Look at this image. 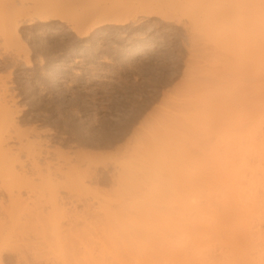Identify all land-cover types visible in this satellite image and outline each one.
I'll use <instances>...</instances> for the list:
<instances>
[{
  "label": "rangeland",
  "instance_id": "obj_1",
  "mask_svg": "<svg viewBox=\"0 0 264 264\" xmlns=\"http://www.w3.org/2000/svg\"><path fill=\"white\" fill-rule=\"evenodd\" d=\"M134 1L0 0V118L4 119L12 110L14 121L0 124L4 132L0 131L4 134L0 135V140L7 141L3 146L8 148L2 157L0 153L5 165V168L0 165V178L3 176L4 180L0 181V222L3 225L0 249L4 252V264H125L127 248L123 246L126 251L114 254L116 241L113 240L119 239V245V241L134 243L141 242L140 237L148 239L153 235L158 240L160 236L152 233L155 226L154 231L147 234L142 226L133 228L135 224L129 223V228L136 229L134 235L139 231L134 241L129 238L133 231L121 228L129 220L143 221L141 211L149 212V209L142 210L138 204H152L153 211H150L155 213L156 220L165 212L167 220H177L172 224L177 229L176 235L170 230L167 232V227L163 230L165 237L174 234L177 239L178 221L183 223L188 219L176 216L186 207L181 205L190 202L187 201L191 198L189 191L198 186L194 182H198L199 177L200 181L205 180L206 174L214 172L211 166L215 163L222 174L225 166H222V155L230 159L238 155L237 142L245 137L238 141L235 133L240 130L234 127L237 120L232 125L229 120L233 117L226 118L234 110L228 108L232 111L227 113L224 101L225 110H222L225 112L216 116L217 109L214 110L215 120L222 116V124L220 120L212 122L211 129L206 125L208 129L205 126L206 131L199 132H204V136L196 135L191 121L194 103L191 97L194 100L206 88L201 86L196 94L200 83L208 84L212 93L217 87L228 86L233 97L244 92L243 88L251 83L249 92L253 95L255 69L252 67L256 65L257 56L254 48L258 49L256 45L262 40L264 44V32L256 26L260 23L256 0H140L142 4ZM51 4L63 5L64 12L58 9L63 13V21H36L20 27L16 34L12 24L16 27L22 14L40 13L34 17L42 16L43 7ZM36 8L43 11L38 12ZM150 10L157 11L158 15L146 18L144 15ZM255 15L258 22L254 21ZM108 17L128 22L122 26H100L81 38V33L89 30L94 22ZM250 35L252 40H249ZM257 36L261 43L256 44ZM224 77L229 78L230 84L223 86L224 80L229 82ZM243 79H248L247 84ZM191 91H196L195 96H191ZM223 91L228 90L223 88ZM246 91L242 94L248 93ZM224 121L231 126L227 127L229 123ZM250 121L245 123L246 128L241 125L243 121H239L240 132L245 128L249 133ZM223 128L228 130L225 132ZM234 128H237L235 133ZM209 141L211 146L205 145ZM204 147H213L214 153L212 149L210 154L204 153L207 151L202 149ZM207 153L212 156H206ZM196 156H200L199 165ZM204 156L213 161H210L211 166ZM212 158L216 159L215 163ZM37 163L40 170L36 169ZM121 221L124 222L120 227ZM142 223L146 224L144 227L149 224ZM161 224L164 223L161 221ZM153 236L149 242H154ZM161 237L157 242L161 241L162 246L166 238ZM161 249L158 244V250Z\"/></svg>",
  "mask_w": 264,
  "mask_h": 264
},
{
  "label": "bare ground",
  "instance_id": "obj_2",
  "mask_svg": "<svg viewBox=\"0 0 264 264\" xmlns=\"http://www.w3.org/2000/svg\"><path fill=\"white\" fill-rule=\"evenodd\" d=\"M149 1V0H147ZM262 0H260V2L258 0H256V5H255V8L256 10H258V13H260V17L257 19L256 18V15H255V22L258 20L260 21V23H258L259 25L256 24V26H259L261 30H263L264 32V0L261 2ZM21 2V1H20ZM138 4L139 2L142 4V1H137ZM149 2H152L149 1ZM22 3V2H21ZM39 3V2H38ZM134 3H136V0L134 1ZM145 3V2H144ZM148 3V2H147ZM155 3V1H154ZM261 3L259 6L258 4ZM146 4V3H145ZM35 5V4H34ZM37 5V4H36ZM49 5V4H48ZM53 5V6H51ZM49 7H43L45 10H41L43 11L44 13L42 14V16H39V17H34L40 13H36L35 14H32V15H26L25 16L22 14V16L24 17H21V19H16L14 21H16V27L14 24H12L14 26V28H16V34L18 33V29L22 26H26V25H32L34 24L36 21H41V22H48L50 20H62L64 19L63 17V13L61 14V10L64 12V7L63 5H61V9L59 7L58 4H51ZM57 5V6H56ZM43 6V5H42ZM56 6V7H55ZM258 6V7H256ZM24 7V6H23ZM40 7V6H39ZM52 7V8H50ZM140 7V6H139ZM149 7V6H148ZM261 9H260V8ZM29 8V7H28ZM38 8V7H37ZM36 8V10H37ZM20 9V8H18ZM23 9V8H22ZM31 9V8H30ZM60 11H59V10ZM156 9V8H155ZM16 10H17V7H16ZM39 10V9H38ZM37 10V11H38ZM153 10V9H152ZM152 10H150L151 12H148L147 14H143L145 17L147 16L148 18L149 17H153V16H156V14L158 15V12L155 11L153 12ZM29 11H33V10H29ZM40 11V10H39ZM38 11V12H39ZM40 11V12H41ZM59 11V13L57 12ZM142 11H144V9H142ZM149 11V10H148ZM34 12V11H33ZM147 12V11H146ZM19 13V12H18ZM23 13V11L20 12V14ZM27 14H30V13H27ZM141 14V13H140ZM257 14V12H256ZM17 15V14H16ZM160 15V14H159ZM246 15V14H245ZM19 15H17L16 17H18ZM111 16V15H109ZM247 16V15H246ZM245 16V17H246ZM15 17V18H16ZM146 17V18H147ZM166 18V17H164ZM249 18V17H248ZM251 18H249L250 20ZM257 19V20H256ZM252 20V19H251ZM13 20L11 19V22ZM248 21V20H247ZM257 21V22H258ZM7 22V21H6ZM10 22V21H9ZM127 19L123 20V19H117L116 17L115 18H112V17H108V18H104V19H101L99 21H96L92 24V26L90 27L89 30L81 33V38H85L87 37L94 29L100 27V26H104L106 24H114L116 26H122V25H125L127 23ZM246 23V19L244 21ZM248 25L250 24L251 26V23L250 22H247ZM8 24V23H7ZM77 25V23H75ZM246 25V24H245ZM255 25H253L254 27ZM256 26L254 28H256ZM247 27V25H246ZM76 28V31L79 32V26H75ZM248 28H251L248 26ZM74 30V28H73ZM250 30V29H249ZM257 30V29H256ZM8 32V31H7ZM15 34V33H14ZM247 34V33H246ZM12 35V34H11ZM249 36V35H248ZM18 37V36H17ZM245 37H247V35H245ZM251 39L249 40H252V36L250 35ZM258 39L256 38V44L261 43L260 45H256L258 47V49L255 47L254 49V52L257 51L256 55L255 56V60H256V65L255 67H252L254 68V73L252 72V74L255 75V77L253 78V95H250V89H251V83H248L250 85H248V87L245 86V84H247L248 82V79L245 80L243 79L242 81H245L243 83L244 87L243 88V91L245 92V90H247L246 92L248 93H245V94H242L244 92H242L241 94L243 95L242 98H241V94L236 97H233V94L232 92L229 91L228 89V86H226L225 84H230V81H229V78H228V83L224 80L227 78L224 77V82H221L224 84L223 86H226V87H222V88H215L216 91H219L218 93L213 90V93L212 91H210V88L208 84L206 83H200V87L198 89H196V94L200 92V90L203 88L201 86H206L205 89H209V91L206 92V90L204 89L205 93L203 90H201V94L199 93L195 99L193 100V98L191 97V103L192 104V110L191 111V118H193L191 121L194 122L193 123V128L197 131H195V134L197 135L198 134H201L204 133H199L201 131H204L205 130V126H214V124L216 123L215 121H219L221 122V119H222V116L221 114L225 111L226 108V112L229 113V111H232L230 112L231 115L229 114V117H226L224 116V118H228L230 119V117H233L229 120V122H231L232 125H234L233 123H235L236 121V125H234V127L237 126L238 130H242V126H247V121H250V124L251 125V129L249 131V133H247V129L245 131V128L243 129L242 132L240 131H237L239 133H235L237 128H234L233 131L235 134H237V140L239 141L240 139H243L244 137V141L243 140H240L239 142H237V144L239 143L238 145V155L237 157L233 158V159H230V158H227L225 155V158L224 156L222 155V158H223V161L222 162V174L220 173L221 171L217 168V166L215 164V156L217 155L215 153V156L214 158H212L214 160V163L215 164H212L213 166H211V159H206L208 157L206 156H212L209 155L210 154V150L212 149V153H214L213 151V147L211 149H208V147H204L202 149H205L207 151H205L204 153L208 152L206 156H204V159L205 161H208L210 163H208V165L210 164V166L213 168L214 172L211 171L209 172L208 174H206V176L204 178H206L205 180H202L200 181V177H199V180L198 177H197V181L199 182H194L196 183L197 188L194 187L195 190H190L189 193L191 197L189 200L187 201H190V202H186V204H182L181 206H186L183 209V211H181L180 209V212H178V216L180 215V217L182 218H178L177 219H183V218H187L188 220L184 219L183 223L180 221H178V224L179 226L178 227V231H179V236L177 237H174L173 235L175 234V227L172 225L173 223L175 224L177 222V220H167L168 218H165L166 216H164L165 214H167L165 212L164 215H162L161 212H159V214L161 213V217H156L158 218L157 220L154 219L155 218V213L151 212L153 211L151 209V205L149 204L148 206L147 205H144V204H138V205H141L139 207H141V209L143 210H147L149 212H144V211H141V216L143 217V221H138V220H135V222H141L139 224L135 223L134 220H129V222H127V225H126V222L124 221H121L119 223L120 227L122 226L121 223H123V227H125V230L127 229L128 231H133L131 236H129V238H133L134 241L135 240V236H138L139 235V231H135V235H134V230H132V228H129L128 226L131 224H135L133 225V228L134 226H136V228L138 227H141L143 230H145V233L147 234H150L152 231V228L153 226L156 227L155 231L152 232V233H155L157 232V235L160 234L159 238L161 237V234H162V231L166 228L167 229V232L168 230H170L172 233L174 232V234L171 236L169 235V233H171L169 231L168 235L170 237H165V234L166 232L164 233L163 231V235L161 238H163V236L166 238L164 241V245H160L162 243H158L157 241L158 240H161L158 238V240L155 239V236L151 235L150 237L153 236V239H154V242H149L148 240H150L149 238L147 239L146 236H144L143 238L140 237V239H143L141 240V242H133L134 243H131V241L129 240H125L123 242L119 241V245H118V240L115 239L113 241H116V249L118 250H114V254L119 252L122 253L124 252V247L127 248V253H126V257H127V260H126V263L125 264H264V44H263V40L260 42V37L257 36ZM19 39V38H18ZM254 41V40H253ZM254 62V60H253ZM255 64V63H254ZM245 71V70H244ZM247 71V70H246ZM253 71V70H252ZM196 72V71H195ZM200 72V71H199ZM193 73V71H192ZM247 72H245L246 74ZM251 73V72H250ZM195 74V73H194ZM244 74V76H245ZM248 74V73H247ZM243 76V77H244ZM247 76V75H246ZM250 76V75H249ZM230 77V76H229ZM199 78V77H198ZM197 78V79H198ZM234 78V77H233ZM232 80V79H231ZM247 81V82H246ZM250 81V80H249ZM250 81V82H251ZM1 82V81H0ZM6 82V81H5ZM198 82V81H197ZM201 82V81H199ZM198 82V83H199ZM196 83V82H195ZM197 83V84H198ZM4 84V82H3ZM196 84V85H197ZM203 84V85H202ZM205 84V85H204ZM195 85V84H194ZM195 85V86H196ZM4 86V85H3ZM6 86V85H5ZM199 86V85H198ZM208 86V87H207ZM194 87V86H193ZM215 87V86H214ZM201 88V89H200ZM213 88V87H212ZM228 90V91H223L222 90ZM226 88V89H225ZM193 89V88H191ZM245 89V90H244ZM2 90V89H1ZM6 90V89H5ZM195 90V89H194ZM250 91V92H249ZM6 92V91H5ZM194 92V93H195ZM216 92V94H215ZM222 93V94H219V93ZM192 93V94H191ZM191 96H195V94L191 91ZM4 94V93H3ZM213 94V95H212ZM230 94V95H229ZM235 94V93H234ZM222 95V96H221ZM226 95V96H225ZM2 96V95H1ZM4 96V95H3ZM6 96V95H5ZM189 96V95H188ZM232 96V97H231ZM240 98H237L239 97ZM190 97V96H189ZM225 98V99H224ZM236 98L235 101H233V99ZM219 99L220 102H219ZM224 99V100H223ZM229 99V101H228ZM239 99V100H237ZM227 100V101H226ZM242 100V101H241ZM5 101V100H4ZM225 101V102H224ZM239 101V102H237ZM8 102V101H7ZM226 104V106L223 104ZM230 102V104L228 103ZM235 102V103H234ZM238 103V104H237ZM4 104V103H3ZM230 106H228V105ZM6 105V104H5ZM220 105L222 106V108H220ZM235 105V106H234ZM238 105V106H237ZM1 106V105H0ZM4 106V105H3ZM7 106V105H6ZM5 106V107H6ZM194 106V108H193ZM224 106H225V109H224ZM217 107V108H216ZM3 108V107H2ZM8 108V107H7ZM222 110V112H219L221 111L220 109ZM228 108H232L231 109H228ZM4 109V108H3ZM10 109V108H8ZM216 110V116H217V113H221L219 116H221L220 118H218L219 120H215V112L214 110ZM195 110V112H194ZM219 110V111H218ZM229 110V111H228ZM7 111V110H6ZM2 113V111H0ZM194 112V113H193ZM6 112H4L5 114ZM12 110H11V113H6L5 115L6 116H3L4 119L1 117V119H3L4 121H0L1 123L0 124H9L12 120L11 118V114H12ZM189 114V113H188ZM10 115V116H9ZM245 115V117H244ZM241 116V117H240ZM189 117V115H188ZM238 117L240 120H238ZM247 117V118H246ZM235 118V119H234ZM243 118V119H242ZM244 118H246L245 122H244ZM187 119V118H186ZM248 119V120H247ZM228 121V120H227ZM241 122V125H240V122ZM14 122V121H13ZM214 122V124L212 123ZM229 122H225L224 123H229ZM239 124H238V123ZM16 123V122H15ZM212 123V124H211ZM222 124V122H221ZM231 124L229 123L228 126H231ZM11 125V124H10ZM192 125V123H191ZM219 125V124H218ZM216 124V126H218ZM240 125V126H239ZM206 126V127H207ZM209 126V128L211 129V127ZM214 128V131L217 132V128ZM226 126V125H225ZM241 127L239 129V127ZM249 126V125H248ZM3 127V126H2ZM1 127V128H2ZM11 127V126H10ZM0 128V129H1ZM248 128V127H247ZM4 129V128H3ZM203 129V130H201ZM208 129V127L206 128ZM228 129H231L232 130V127H229ZM226 129V131L228 130ZM236 129V130H235ZM16 130V129H15ZM18 130V129H17ZM29 130V129H28ZM221 130V129H220ZM224 130V128H223ZM230 130V132H231ZM1 131V130H0ZM20 131V130H19ZM32 131V130H31ZM36 131V130H35ZM206 131V130H205ZM219 131V129H218ZM225 131V130H224ZM225 131V132H226ZM3 131H1V134H2ZM246 132V135L243 136L242 133ZM4 133V132H3ZM206 133V132H205ZM210 133V131H209ZM208 133V134H209ZM0 134V135H1ZM8 134V133H7ZM216 134V133H215ZM4 135V134H3ZM1 135V136H3ZM13 135V134H12ZM21 135V134H20ZM199 136L200 138L202 136ZM219 135V134H218ZM239 135H242L241 137ZM10 136V135H9ZM19 136V135H17ZM24 136V135H23ZM26 136V135H25ZM40 136V135H39ZM221 136V135H220ZM236 136V135H235ZM240 138H239V137ZM27 137H30V136H27ZM179 137V135L177 136ZM22 138V137H21ZM198 138V137H197ZM199 138V140H200ZM222 138H224L222 136ZM239 138V139H238ZM26 139V138H25ZM235 139V140H236ZM247 139V140H246ZM12 140V138H11ZM208 140V138H207ZM236 140V141H237ZM27 141V140H26ZM201 141V140H200ZM234 141V139H233ZM5 142L4 140H0V153H1V157H2V153H5L6 151H8V148L5 149V146L6 143H3ZM10 142V140H9ZM18 142V141H17ZM38 143V142H37ZM182 143V142H181ZM185 143H186V140H185ZM199 143V142H198ZM209 145H208V144ZM205 145L207 146H211V143L212 142H207ZM223 143V142H221ZM234 143V142H233ZM21 144V142H20ZM24 144V143H23ZM22 145V144H21ZM39 145V144H38ZM37 145V146H38ZM218 145V144H217ZM197 146H199V149H200V145L197 144ZM224 146V145H223ZM222 146V148H223ZM237 146V145H236ZM40 147V146H39ZM11 148V147H10ZM22 148V147H21ZM198 149V147H197ZM221 149V148H220ZM40 150V149H39ZM219 150V148H218ZM198 151V150H197ZM204 150H202V154ZM31 152V151H29ZM201 152V151H200ZM219 152V151H218ZM8 153V152H7ZM41 153V152H40ZM45 153V152H44ZM223 153V151H222ZM220 153V154H222ZM12 154V153H11ZM21 154H23L21 152ZM42 154V153H41ZM219 154V155H220ZM8 154H6L5 157H7ZM19 155V153H18ZM31 155V153L29 154ZM36 155V153H35ZM200 155V153H199ZM229 155V154H228ZM4 156V155H3ZM49 156V155H48ZM16 157V156H15ZM30 157V156H29ZM34 157V156H33ZM40 157V156H39ZM197 157V156H196ZM200 157V156H198ZM197 157V164L200 162V158L198 159ZM202 157V156H201ZM206 157V158H205ZM222 158H219V160ZM232 158V157H231ZM3 159V158H2ZM5 159V158H4ZM29 159V158H28ZM235 159V160H234ZM8 160V159H7ZM44 160V159H43ZM218 160V159H217ZM0 161H3V160H0ZM16 161V160H15ZM20 161V160H19ZM33 161V160H32ZM36 161V160H35ZM204 161V162H205ZM18 162V161H17ZM25 162V161H24ZM23 162V163H24ZM219 162V161H218ZM221 162H220V165H221ZM3 163V164H2ZM0 165H4V161L2 162ZM8 163V162H7ZM16 163V162H15ZM50 163V162H49ZM206 163V162H205ZM11 164V163H10ZM35 164V163H34ZM33 164V165H34ZM38 164V165H37ZM37 170H40V166H39V163H37ZM48 164V163H47ZM18 165V164H17ZM183 165V164H182ZM199 165V164H198ZM219 165V164H218ZM11 166H13V164H11ZM207 166V165H206ZM216 166V167H215ZM5 168V165L3 166ZM2 167V168H3ZM10 167V166H9ZM8 167V168H9ZM209 167V166H208ZM7 168V169H8ZM50 168V166L48 167ZM181 168H184V167H181ZM194 168H197V167H194ZM7 169H5L7 171ZM21 169V168H20ZM35 169V170H36ZM217 169V170H216ZM200 170V169H199ZM5 171V172H6ZM217 171H219L217 173ZM4 172V171H3ZM33 172V171H32ZM181 172V171H180ZM7 173V172H6ZM5 173V174H6ZM49 173V172H48ZM197 173V171L195 172ZM199 173L198 172V176H199ZM2 174V173H1ZM0 174V175H1ZM41 174V173H40ZM52 174V172H51ZM49 174V176L51 175ZM219 174H221L219 176ZM7 175V174H6ZM25 175V174H24ZM181 175V174H180ZM187 175V173H186ZM190 175H193V174H190ZM196 175V174H195ZM39 176V175H38ZM52 176V175H51ZM50 176V177H51ZM189 176V175H188ZM2 177L1 176V182L4 180H2ZM5 177V176H4ZM57 177V176H56ZM63 177V176H62ZM124 177V176H123ZM192 177V176H191ZM195 177V176H194ZM202 177V176H201ZM202 177V178H203ZM22 177H20L21 179ZM25 178H26V175H25ZM28 178V177H27ZM122 178V176H121ZM120 179V178H119ZM26 180V179H25ZM31 180V179H30ZM48 180V179H47ZM54 179H52L51 177V181H53ZM50 181V182H51ZM121 181V180H119ZM123 181V180H122ZM204 181V182H203ZM56 182V181H55ZM60 182V181H58ZM204 184H203V183ZM26 183V182H25ZM55 185L54 182H51ZM193 183V184H194ZM32 184V183H31ZM122 185L124 184V181L121 183ZM6 185V184H5ZM195 185V186H196ZM2 186V185H1ZM3 186H4V183H3ZM8 186V185H7ZM53 186V185H52ZM57 187V185H55V188ZM31 188V187H30ZM54 188V187H53ZM33 189V188H32ZM59 191V190H57ZM29 192V191H28ZM37 192V191H36ZM39 192V191H38ZM53 192V191H52ZM51 192V193H52ZM186 192V191H185ZM184 192V193H185ZM42 194V193H40ZM45 194V193H44ZM49 194V193H48ZM192 194V195H191ZM53 195V194H52ZM51 195V196H52ZM58 196V193L56 194ZM33 196V195H32ZM44 196V195H43ZM50 196V195H49ZM54 196V195H53ZM57 196L55 197L57 200L60 196ZM182 197V196H181ZM185 197V195H184ZM183 198V200L181 201H184L185 199ZM30 198V197H29ZM39 198H42V197H39ZM45 200H46V197H43ZM50 198V197H48ZM53 198V197H52ZM186 198V197H185ZM55 199V200H56ZM63 199V198H61ZM188 199V198H187ZM40 200V199H39ZM56 200V201H57ZM53 201V200H52ZM55 201V202H56ZM47 202V201H46ZM58 202V201H57ZM64 202V201H63ZM144 202V201H142ZM142 202H139V203H142ZM148 202V201H147ZM54 203V202H52ZM146 203V202H145ZM41 204V203H40ZM47 204V203H46ZM148 204V203H146ZM45 206V205H44ZM43 206V207H44ZM57 206H58V203H57ZM62 206V205H61ZM142 206H146L145 208H143ZM154 206V205H153ZM188 206V207H187ZM1 207V206H0ZM41 207V206H40ZM137 207V208H139ZM47 208V207H46ZM60 208V207H59ZM58 208V210H59ZM65 208V207H64ZM63 208V209H64ZM153 209L156 207H152ZM180 208V207H179ZM187 208V209H186ZM55 209H56V206H55ZM54 209V211H55ZM62 209V208H61ZM185 209V210H184ZM44 210V209H43ZM42 210V211H43ZM151 210V211H150ZM189 213H185L184 211H186ZM157 212V210H154ZM41 212V211H40ZM77 212V211H76ZM94 212V211H93ZM143 212V213H142ZM39 213V212H38ZM49 213V212H48ZM92 213V212H91ZM146 213V214H145ZM147 213H150L151 215H154V216H151ZM189 214V216H188ZM50 215V213H49ZM81 215V214H80ZM78 216V217H81V216ZM92 215H96V214H92ZM184 215V216H183ZM186 215V217H185ZM40 216V215H39ZM116 216V215H115ZM74 217V216H73ZM150 219H148V218ZM152 217V218H151ZM164 217V218H162ZM170 217V216H168ZM77 218V216H76ZM82 218H85L86 217H82ZM162 220H161V219ZM171 218V217H170ZM85 219H82L85 220ZM94 219V218H93ZM118 219V218H116ZM162 221V223L164 224H161L160 225V220ZM176 219V218H175ZM81 220V219H80ZM151 220V221H150ZM156 220V221H155ZM159 220V221H158ZM3 221V220H2ZM120 221V218L119 220ZM146 221L149 222L148 226L144 227L146 224L142 223ZM170 222V225H169V222ZM73 222V221H72ZM71 222V223H72ZM75 222V221H74ZM84 222V221H83ZM87 223V221H85ZM155 222V223H154ZM159 222V223H158ZM167 222V224H166ZM181 222V223H180ZM70 223V224H71ZM116 223V222H115ZM130 223V224H129ZM133 223V224H132ZM80 224V223H79ZM152 224V225H150ZM77 225V224H76ZM160 227H157L159 226ZM164 227H163V226ZM2 223L0 222V237H1V230H2ZM74 226V225H73ZM84 226V225H83ZM127 226V227H126ZM60 227V226H59ZM68 227V226H67ZM115 227V226H114ZM131 227V226H130ZM147 227H150V228H147ZM170 229H169V228ZM173 227V229H172ZM64 228V227H62ZM72 228V227H71ZM78 228V227H77ZM82 228V226H81ZM84 228V227H83ZM140 228V229H141ZM145 228V229H144ZM159 228H162L161 231L160 229L158 230ZM73 229V228H72ZM117 229V227H116ZM124 229V228H123ZM151 229V230H150ZM165 229V230H166ZM69 230V229H67ZM120 230V229H119ZM142 230V231H143ZM73 231V230H72ZM123 232V230H120ZM126 231V232H128ZM147 231V232H146ZM148 231H151L150 233H148ZM116 232H118L116 230ZM125 231L123 233L127 234ZM160 232V233H159ZM59 233H61V231H59ZM117 234V233H114V235ZM119 234V233H118ZM124 234V235H125ZM129 234V233H128ZM127 234V235H128ZM137 234V235H136ZM176 235V234H175ZM65 238V237H64ZM63 238V239H64ZM115 238H117L115 236ZM122 238V237H121ZM175 238V240H173ZM67 239V237H66ZM77 239V238H75ZM125 239H128L127 237H125ZM139 238L137 240H140ZM173 241H172V240ZM93 240V239H92ZM122 240V239H121ZM164 240V238L162 239ZM171 240V241H170ZM73 241V240H72ZM96 241V240H95ZM130 244H128V243ZM144 242V243H142ZM146 242V243H145ZM156 242V243H155ZM124 243V244H122ZM154 243V244H153ZM73 245V243H71ZM122 244V246H121ZM158 244H159V249L162 248L161 250H158ZM126 245V246H125ZM84 246V245H83ZM124 246V247H123ZM86 247V246H85ZM3 248V247H2ZM115 248V247H114ZM122 248V249H121ZM113 249V248H112ZM173 249V250H172ZM3 249H0V264H4L3 263V254L4 252H2ZM157 250V251H156ZM117 251V252H115ZM161 251V252H159ZM120 253V255H121ZM83 254V253H82ZM118 254V253H117ZM116 254V256H117ZM87 255V254H86ZM85 255V256H86ZM118 255V256H120ZM124 255V254H123ZM123 255H121L123 257ZM120 257H116L115 259H119ZM84 259V258H83ZM88 260V258H87ZM81 261V260H80ZM122 261V260H121ZM88 262V261H86ZM124 262V261H123ZM88 264V263H87ZM90 264V263H89Z\"/></svg>",
  "mask_w": 264,
  "mask_h": 264
}]
</instances>
